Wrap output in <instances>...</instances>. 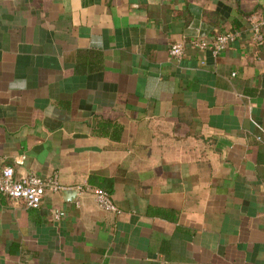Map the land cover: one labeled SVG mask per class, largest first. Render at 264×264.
<instances>
[{"label": "crops", "instance_id": "1", "mask_svg": "<svg viewBox=\"0 0 264 264\" xmlns=\"http://www.w3.org/2000/svg\"><path fill=\"white\" fill-rule=\"evenodd\" d=\"M253 24L264 38V0H0L1 164L119 209L0 194V264H264ZM223 31L219 54L191 44Z\"/></svg>", "mask_w": 264, "mask_h": 264}, {"label": "built area", "instance_id": "2", "mask_svg": "<svg viewBox=\"0 0 264 264\" xmlns=\"http://www.w3.org/2000/svg\"><path fill=\"white\" fill-rule=\"evenodd\" d=\"M236 36V32L223 31L212 35L210 39H193L191 40V44L200 51L211 49L214 54H219L236 38ZM263 39V34L259 25L253 24L252 40L256 44H261L263 43ZM183 53V45L180 42H174L169 49V54L174 59L180 58ZM25 158V155H22L15 160V163L22 165L25 162ZM71 189H75L78 193L92 191L94 200L99 208L119 212V209L114 204L111 195L104 189H92L89 186L82 185L69 188L62 185L56 173L49 176H40L35 173H28L21 175L20 177H16L13 166L1 164L0 159V194L12 200L22 201L26 207H39L47 191L58 192ZM76 204H78V201ZM62 214L63 212L61 211L53 212V215L56 218H59Z\"/></svg>", "mask_w": 264, "mask_h": 264}, {"label": "trees", "instance_id": "3", "mask_svg": "<svg viewBox=\"0 0 264 264\" xmlns=\"http://www.w3.org/2000/svg\"><path fill=\"white\" fill-rule=\"evenodd\" d=\"M204 15H205V17H207L208 16V14H209V11L207 10V9H204ZM248 17H249V14H246Z\"/></svg>", "mask_w": 264, "mask_h": 264}]
</instances>
